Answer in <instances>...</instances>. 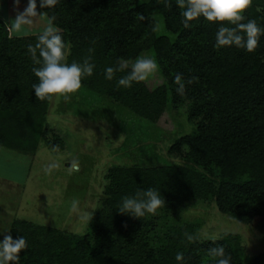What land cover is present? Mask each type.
Wrapping results in <instances>:
<instances>
[{"label":"trees","instance_id":"16d2710c","mask_svg":"<svg viewBox=\"0 0 264 264\" xmlns=\"http://www.w3.org/2000/svg\"><path fill=\"white\" fill-rule=\"evenodd\" d=\"M37 9L56 17L68 62L91 53L95 69L81 89L117 101L137 117L154 123L166 109L185 108L193 130L179 138L173 151L185 150L191 165L111 166L105 174L100 204L82 235L15 219L13 239L24 236L28 250L20 264H214L209 250L222 244L231 264H264V253L248 256L241 237L225 233L202 239L200 223L181 215L190 203L213 202L217 210L242 224L261 217L264 230V35L248 52L235 46L214 47L217 25L203 18L184 28L176 0H59ZM137 13L145 16L137 19ZM244 15L264 27V0H251ZM160 19L167 35L156 36ZM246 22V21H242ZM170 35L174 40H170ZM38 35L9 36L0 19V147L34 155L46 130L51 99L35 97L36 78L28 46ZM151 48L164 84L149 90L142 81L117 85L125 71L106 79L105 68L118 59L133 60ZM187 81L183 96L174 77ZM156 188L165 201L157 214L135 218L119 214L121 198L137 189ZM191 235L192 240L187 236ZM264 243V232L261 237ZM11 264V262H10Z\"/></svg>","mask_w":264,"mask_h":264},{"label":"rangeland","instance_id":"374dc122","mask_svg":"<svg viewBox=\"0 0 264 264\" xmlns=\"http://www.w3.org/2000/svg\"><path fill=\"white\" fill-rule=\"evenodd\" d=\"M27 2L0 0V19L9 36L39 35L46 26L44 17L34 18L32 25L20 31L12 26ZM154 33L167 35L160 19L155 20ZM170 40H174L171 35ZM141 55L155 59L151 48L139 52ZM127 61L131 69L135 59ZM142 82L149 90L163 85L160 67ZM193 127L186 109H173L169 98L165 111L154 123L84 88L67 102L51 99L43 140L34 155L0 147V233L11 235V222L21 219L84 234L90 222L88 213L92 217L100 204L109 167L191 165L185 159V150L173 151L172 147ZM74 157L80 160L79 172H70L67 167ZM51 162L59 166L46 170ZM181 215L200 223L198 234L202 239L235 233L241 237L248 256L264 253L261 217L242 224L220 213L213 202L190 203Z\"/></svg>","mask_w":264,"mask_h":264},{"label":"clouds","instance_id":"9594fccd","mask_svg":"<svg viewBox=\"0 0 264 264\" xmlns=\"http://www.w3.org/2000/svg\"><path fill=\"white\" fill-rule=\"evenodd\" d=\"M59 0H39V8H51ZM166 7H170V0H163ZM251 0H176L177 6L182 10L184 28L191 27V21L203 18L207 22L217 25L215 33L214 47L235 46L248 52L253 51L259 41V37L264 35V27L257 24L255 20L248 19L244 15L245 9L250 5ZM44 17L46 26L38 35V42L28 46V52L32 58L34 66L32 73L36 82L32 84V89L36 98L40 100L56 99L67 102L81 88L83 77L92 76L95 64L92 62L89 48L86 57L82 62L73 60L68 62L70 54V44L65 42L61 35V29L54 23L56 17L47 15L44 12H37V0H28L26 9L17 15L12 22V26L20 31L26 26L34 23V18ZM137 19L143 21L145 16L137 13ZM246 21V22H242ZM128 61L123 58L118 59L116 66L105 68L106 79L111 80L116 72L125 71ZM159 71L157 61L149 56L141 55L135 58L130 71L117 80L118 86L124 88L132 87L133 82L144 81L149 76ZM197 77H190L184 80L182 73H177L174 77L178 85L175 89L178 95L183 96L186 91V84L193 83ZM55 162L46 166V170L58 167ZM70 172L80 171V160L74 157L67 165ZM165 207V201L160 191L153 187L137 189L134 195H126L121 198L116 211L122 215L135 218L145 217L147 214H157L158 210ZM91 219V213H88ZM0 239V264H20L19 253L28 250V243L24 236L13 239L10 234H4ZM192 240L191 235L187 236ZM209 254L215 258L214 264H231L232 257L225 252L222 244L209 250ZM175 259L179 264H183L184 253L177 252Z\"/></svg>","mask_w":264,"mask_h":264}]
</instances>
